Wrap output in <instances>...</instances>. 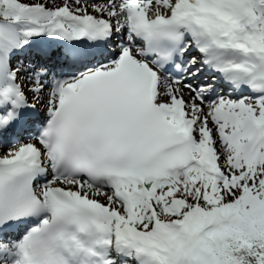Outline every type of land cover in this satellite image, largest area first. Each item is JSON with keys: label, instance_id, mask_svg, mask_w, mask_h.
<instances>
[{"label": "snow or ice", "instance_id": "obj_1", "mask_svg": "<svg viewBox=\"0 0 264 264\" xmlns=\"http://www.w3.org/2000/svg\"><path fill=\"white\" fill-rule=\"evenodd\" d=\"M0 264H264V0H0Z\"/></svg>", "mask_w": 264, "mask_h": 264}]
</instances>
